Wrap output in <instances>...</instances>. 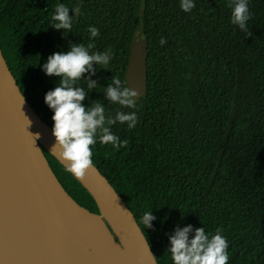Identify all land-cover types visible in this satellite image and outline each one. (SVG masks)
<instances>
[{"label": "trees", "instance_id": "16d2710c", "mask_svg": "<svg viewBox=\"0 0 264 264\" xmlns=\"http://www.w3.org/2000/svg\"><path fill=\"white\" fill-rule=\"evenodd\" d=\"M193 2L186 13L180 0H0V47L22 95L51 128L44 96L59 77L42 70L47 57L92 42V52L111 51L107 69L97 65L90 77L98 85L83 103L99 100L111 117L135 111L139 123L111 126L126 147L97 139L93 166L133 216L156 264H173L169 237L188 225L209 235L220 228L228 264H264V0H249L251 36L232 23L231 0ZM59 4L80 9L69 33L51 27ZM91 26L98 37L90 39ZM143 38L144 96L135 108L108 102L106 88L113 78L125 85L129 48ZM76 86L88 91L85 80ZM38 146L62 190L99 216L122 248L88 187ZM148 211L156 219L144 228Z\"/></svg>", "mask_w": 264, "mask_h": 264}, {"label": "water", "instance_id": "95a60500", "mask_svg": "<svg viewBox=\"0 0 264 264\" xmlns=\"http://www.w3.org/2000/svg\"><path fill=\"white\" fill-rule=\"evenodd\" d=\"M124 83L138 90L140 96L137 100L144 96L147 85V41L144 38L134 40L129 48ZM23 98L0 47V264H71L50 195L48 172L56 179L38 146L40 143L51 150L55 138L52 128ZM85 175L103 189L114 206L125 215L143 250V264H156L133 216L106 179L94 166L87 169ZM80 179L93 194L107 221L91 187L83 177ZM58 186L72 207L100 218L76 204ZM110 227L122 248L104 225L107 235L121 251H125L119 236Z\"/></svg>", "mask_w": 264, "mask_h": 264}, {"label": "clouds", "instance_id": "9594fccd", "mask_svg": "<svg viewBox=\"0 0 264 264\" xmlns=\"http://www.w3.org/2000/svg\"><path fill=\"white\" fill-rule=\"evenodd\" d=\"M248 3L249 0H231L229 6L232 9V23L245 35L251 36L252 33L247 27V22L251 19ZM180 7L187 13L192 11L195 4L193 0H180ZM70 11L72 15H69ZM79 12L78 7L70 9L64 4L57 5L52 17L55 23L51 27L63 32H71L73 14ZM88 31L90 39L100 34L99 29L94 26L89 27ZM166 43L167 41L161 38L160 44L163 46ZM95 47L94 42L87 46L72 44L67 52H54L48 56L42 66L47 76L59 77V85L44 96L45 104L53 112L51 119L55 144L51 152L56 153L59 159L65 162L66 170L76 178H82L85 171L93 166L92 146L97 143V139L100 144H111L116 150L128 145V140L121 142L112 132L111 126L119 122L126 123L129 129H133L139 123L135 111L129 113L117 111L115 116L111 117L105 115V107L99 100H95L92 107H86L83 103L88 99V93L98 85L96 80L90 78L96 75L97 65L107 69L112 59L110 50L92 52ZM85 73L88 76H85ZM80 80L87 82L88 91L76 86ZM139 96L138 90L125 86L119 78H113L105 92L108 102L125 108H135ZM28 123L30 124L29 120ZM155 219L152 212L148 211L142 215L141 223L144 228H151ZM190 233H194L191 239ZM169 242L168 252L173 264H228L229 244L220 228L216 229L214 235H209L204 227L196 229H193L192 225L177 227L169 237Z\"/></svg>", "mask_w": 264, "mask_h": 264}, {"label": "bare ground", "instance_id": "6f19581e", "mask_svg": "<svg viewBox=\"0 0 264 264\" xmlns=\"http://www.w3.org/2000/svg\"><path fill=\"white\" fill-rule=\"evenodd\" d=\"M83 178L96 195L104 217L119 236L125 251L123 253L112 242L100 218L87 215L71 206L56 181L48 172L50 195L62 231L65 250L68 258H70L71 264H79L77 230L84 236L86 235V237H88L87 239H92V241L88 242L87 247L90 248L96 258H98L97 263L94 264H143V250L138 244L137 235L133 234L131 231L123 212L114 206L108 194L103 189L95 186L85 174ZM68 225H70L71 230H73V250L71 248L72 238H70V242L68 241Z\"/></svg>", "mask_w": 264, "mask_h": 264}, {"label": "rangeland", "instance_id": "374dc122", "mask_svg": "<svg viewBox=\"0 0 264 264\" xmlns=\"http://www.w3.org/2000/svg\"><path fill=\"white\" fill-rule=\"evenodd\" d=\"M68 233H69L68 234L69 242H70V238H72L71 239L72 240L71 248H72V246H74V243H73L74 240H73V230H71L70 225H68ZM87 238L88 237H86V235L84 236L82 233H80V231L77 230V251H78L79 264H94V263H97V260H98V258H96V256L93 254L92 250L87 247L88 242L92 241V239H87ZM122 252L124 253L123 250ZM74 255H75V252H74Z\"/></svg>", "mask_w": 264, "mask_h": 264}]
</instances>
